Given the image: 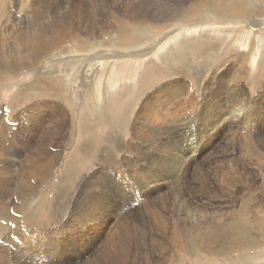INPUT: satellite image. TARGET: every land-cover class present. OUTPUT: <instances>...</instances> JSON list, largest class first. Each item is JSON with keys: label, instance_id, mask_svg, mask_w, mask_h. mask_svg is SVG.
<instances>
[{"label": "rangeland", "instance_id": "1", "mask_svg": "<svg viewBox=\"0 0 264 264\" xmlns=\"http://www.w3.org/2000/svg\"><path fill=\"white\" fill-rule=\"evenodd\" d=\"M114 1L0 0V264H264V56L242 71L227 40L189 27L247 21L205 22L210 0ZM236 103L249 118L202 115Z\"/></svg>", "mask_w": 264, "mask_h": 264}, {"label": "bare ground", "instance_id": "2", "mask_svg": "<svg viewBox=\"0 0 264 264\" xmlns=\"http://www.w3.org/2000/svg\"><path fill=\"white\" fill-rule=\"evenodd\" d=\"M81 1V0H80ZM101 1V0H100ZM114 1V0H113ZM122 1H124V0H122ZM121 1V2H122ZM177 2H178V0H176ZM207 1V0H206ZM224 1V2H223ZM116 1H114V3H115ZM118 2V1H117ZM136 2V1H135ZM144 2H146V0L144 1ZM149 2V1H148ZM223 2V3H222ZM249 2H252V4L255 6V8H257V9H260L262 12H261V18L260 19H262V17H264V7H263V4H264V0H242V1H238V2H232V1H227V0H210L209 1V3H207L206 4V16L207 17H205V19H204V21L205 22H207V23H209V21H211V20H213V19H216V21H220V20H222V21H224L225 23L227 22V21H234L235 19H237V21H244V23H245V21H247V23L248 24H246L244 27H242L241 29H239V27H238V29H234V28H231V27H228V28H221V27H218L217 25H209V24H205V23H200L199 22V20H198V22L200 23H195V24H193V25H190L189 27L190 28H192V29H190V31H192V34H193V37H192V39H193V43H194V41L197 39V35L199 34H204V36H207V37H213V36H219V37H223L225 40H227L228 41V43H227V46L226 47H228V50L226 49L225 51H226V55L228 56V58L231 60L232 58H234L236 55H241V56H239V57H242V58H240V60H242V62L241 63H243L244 64V68H242V71H243V69H245L246 68V65H247V62H248V60H250L251 59V57H254V55L256 54V55H262V56H264V32H262V31H260V29L259 30H257V29H253V26H252V21H253V18L254 17H256V16H259L254 10H252L251 8H249V6H248V4H249ZM81 3V2H80ZM100 3V2H99ZM113 2H111V4H112ZM113 3V4H114ZM127 3V2H126ZM130 2H128L127 4H129ZM139 4L141 3V2H138ZM194 3V2H193ZM119 4H120V0H119ZM143 4V3H142ZM145 4V3H144ZM76 5V4H75ZM78 5V4H77ZM80 5H82V4H80ZM129 5H132V4H129ZM136 5H137V3H136ZM135 5V6H136ZM141 5V4H140ZM146 5V4H145ZM151 5V4H150ZM38 6V5H37ZM104 6H106V5H104ZM114 6V5H113ZM81 7V6H80ZM103 7V6H102ZM111 7H112V5H111ZM115 7V6H114ZM113 7V8H114ZM128 8H129V6H127ZM141 7V6H140ZM143 7V6H142ZM42 8V7H41ZM119 8V7H118ZM124 8V7H123ZM131 8V7H130ZM129 8V9H130ZM138 8V7H137ZM75 9V8H74ZM81 9V8H80ZM102 9V8H101ZM122 9V8H121ZM125 9V8H124ZM135 9V8H134ZM141 9V8H140ZM139 9V10H140ZM116 10H117V8H116ZM123 10V9H122ZM126 10V9H125ZM128 10V9H127ZM131 10H132V8H131ZM148 10V9H147ZM82 11V10H81ZM115 12V11H114ZM113 12V13H114ZM132 12V11H131ZM137 12V11H136ZM141 11H139V13H140ZM148 12V11H147ZM162 12V11H161ZM202 12V11H201ZM205 12V11H204ZM117 13V12H116ZM122 13V12H121ZM133 13V12H132ZM138 13V12H137ZM146 13V12H145ZM118 14H119V12H118ZM66 15V14H65ZM81 15V14H80ZM85 15V14H84ZM116 15V14H115ZM114 15V17H115V19H114V21L116 20L117 21V19H118V17L116 18V16ZM135 15V14H134ZM61 16V15H60ZM122 16V15H121ZM129 16V15H128ZM133 16V15H132ZM137 16H139V15H137ZM97 17V16H96ZM108 17H110V16H108ZM130 17V16H129ZM142 17V16H141ZM141 17H139V18H141ZM145 17V16H144ZM204 17V16H203ZM111 18V17H110ZM123 18V17H122ZM122 18H120V19H122ZM147 18V17H146ZM84 19V18H83ZM82 19V20H83ZM96 19V18H95ZM111 19H113V17L111 18ZM126 19V18H125ZM125 19H122V21L123 20H125ZM64 20H66V19H64ZM80 20V19H79ZM104 20V19H103ZM127 20V19H126ZM125 20V21H126ZM129 20H131L130 18H129ZM128 20V21H129ZM263 20V21H262ZM261 21H262V24L260 25V28L262 27H264V18L262 19ZM72 21V20H71ZM75 21V20H74ZM84 21V20H83ZM100 21V20H99ZM105 21H107V20H105ZM124 21V22H125ZM134 21H136V19H134ZM197 21V20H196ZM96 22V21H95ZM118 22H120L119 20H118ZM124 22H122V24L124 23ZM132 21H130V23H131ZM141 22V21H140ZM144 22V21H143ZM171 22V21H170ZM180 22V21H179ZM75 23V22H74ZM109 23V22H108ZM112 23V22H111ZM126 23V22H125ZM212 23V22H211ZM59 24H60V22H59ZM67 24V23H66ZM69 24V23H68ZM95 24H97V23H95ZM112 24H114V22L112 23ZM132 24H134V23H132ZM136 24V23H135ZM260 24V23H259ZM259 24H255V25H258L259 26ZM64 25V24H63ZM72 25V24H71ZM98 25V27H100V29H103V26H99V23L97 24ZM105 25V24H104ZM118 25V24H117ZM119 25H120V23H119ZM124 25V24H123ZM141 25H143V24H141ZM254 25V24H253ZM85 26V25H84ZM110 26V25H109ZM64 27V26H63ZM69 27V26H68ZM102 27V28H101ZM112 27V26H111ZM115 27H117V30H119L120 28H118V26H115ZM186 28H188V26H185V25H183V24H181V23H179V25H177V27H176V30L172 33V34H170V35H173L174 33H176L177 35H176V37H172V38H170L171 36L170 35H166V36H163V38L160 40V42L162 41L163 42V44H165L169 39H174V38H179V37H181L188 29H186ZM57 29V28H56ZM67 29V28H66ZM80 29V28H79ZM107 29V28H106ZM110 29H112V28H110ZM114 30H115V28H114ZM116 30V31H117ZM102 31V30H101ZM120 31V30H119ZM55 32V31H54ZM113 32V31H112ZM39 33V32H38ZM50 33V32H49ZM91 34V33H90ZM84 35V34H83ZM86 35V34H85ZM103 35V34H102ZM213 35V36H212ZM37 36V35H36ZM39 36V35H38ZM56 37L58 36V35H55ZM170 36V37H169ZM203 36V37H204ZM249 36V38L247 39V43L245 42L246 41V38ZM40 37V36H39ZM59 37V36H58ZM67 37V36H66ZM90 37V36H89ZM95 37V36H94ZM55 38V37H54ZM77 38V37H76ZM91 38V37H90ZM158 38H160V37H158ZM37 39V38H36ZM80 39V38H79ZM98 39V38H97ZM25 40V39H24ZM54 40V39H53ZM53 40H51V42L53 41ZM57 40V39H56ZM65 39H63L62 40V42H65L64 41ZM39 41V40H38ZM55 41V40H54ZM59 41H61V38H60V40ZM70 41H72V40H70ZM43 42V41H42ZM109 42V41H108ZM112 42H114L113 40H112ZM112 42H111V45H112ZM16 43V42H15ZM30 43V42H29ZM40 43H41V41H40ZM60 43V42H59ZM116 43H117V41L114 43L115 45H116ZM47 44V43H46ZM57 44V43H56ZM113 44V45H114ZM129 45V44H135V42H134V40H131L130 39V34H129V32L127 33V35H126V38H125V40H124V42L122 43V46H126V45ZM139 44H141V43H137L136 45L138 46ZM142 44H144V43H142ZM243 44H246V45H248V52H242L241 51V47L242 46H244ZM51 45H53L52 43H51ZM80 45V44H79ZM114 45V46H115ZM121 45V44H120ZM194 45V44H193ZM21 46H23V45H21ZM44 46H46V45H44ZM49 46V45H48ZM58 46H62V45H58ZM113 46V47H114ZM118 46V44L116 45V47ZM142 46V45H141ZM28 47V46H27ZM47 47V46H46ZM64 47V46H63ZM79 47V46H78ZM116 47H114V48H116ZM119 47V46H118ZM190 47H193V46H191L190 45ZM31 48V47H30ZM35 48V47H34ZM58 48V47H57ZM51 49V48H50ZM49 49V50H50ZM60 49H61V47H60ZM18 50V49H17ZM16 50V51H17ZM41 50V49H40ZM47 50H48V48H47ZM63 50H65L64 48H63ZM63 50H61V51H63ZM67 50V49H66ZM117 50V49H116ZM19 51V50H18ZM51 51H53V50H51ZM80 51V50H79ZM113 51H114V49H113ZM129 51V50H128ZM153 51V50H152ZM37 52V51H36ZM64 52V51H63ZM102 52V51H101ZM30 53V52H29ZM48 53V52H47ZM64 53H66V51L64 52ZM113 53V52H112ZM126 53H128V52H126ZM136 53V52H135ZM28 54V53H27ZM52 54V53H51ZM133 54V53H132ZM29 55V54H28ZM62 55V54H61ZM63 55H65V54H63ZM121 55H122V53H121ZM59 56H60V54H59ZM58 56V57H59ZM91 56V55H90ZM115 57H116V55H114ZM49 57V56H48ZM55 57V56H54ZM57 57V58H58ZM239 57H238V59H239ZM44 58V57H43ZM51 58V57H50ZM56 58V57H55ZM261 58V57H260ZM108 59H109V57H108ZM107 59V60H108ZM198 59V58H197ZM263 59V58H262ZM96 60V59H95ZM32 63V62H31ZM39 65V64H38ZM112 65V64H111ZM115 65V64H114ZM145 65V64H144ZM19 66V65H18ZM119 66H122L121 64L119 65ZM132 66V65H131ZM115 67V66H114ZM9 68H11V66H9ZM13 68H15V67H13ZM121 68V67H120ZM133 68H134V66H133ZM143 68V67H142ZM190 68V67H189ZM254 68V67H253ZM115 69V68H114ZM123 69H124V66H123ZM127 69V68H126ZM191 69V68H190ZM130 70V69H129ZM140 70V69H139ZM7 71V70H6ZM68 71V70H67ZM93 71V70H92ZM112 71H114V70H112ZM124 72H126L125 70H123ZM128 71V70H127ZM132 71V70H131ZM130 71V72H131ZM138 71V70H137ZM190 71V70H189ZM94 72V71H93ZM96 72V71H95ZM105 72V71H104ZM114 72H116V71H114ZM119 72V71H118ZM135 72V71H134ZM101 73H103V72H101ZM110 73H112V72H109V74ZM214 73H217V72H214ZM242 73V72H241ZM35 74V73H34ZM99 74V73H98ZM104 74V73H103ZM113 74H115V73H113ZM112 74V75H113ZM126 74V73H125ZM125 74H123V75H125ZM137 74H138V72H137ZM127 75V74H126ZM106 76V75H105ZM117 76V75H116ZM75 77V76H74ZM95 77V76H94ZM101 77V76H100ZM109 77V76H108ZM107 77V78H108ZM127 77V76H126ZM132 77V76H131ZM131 77H130V79H131ZM136 77V76H135ZM217 78V77H216ZM127 79H128V77H127ZM242 79V78H241ZM44 80V79H43ZM102 80V79H101ZM100 80V81H101ZM113 80V79H112ZM116 80V82H113V83H117V81H118V83L120 84V86H122V85H124L126 82L125 81H122V80H120V79H114V81ZM123 80H125V79H123ZM95 81H97V78H94V83H95ZM109 81V80H108ZM213 81V80H212ZM242 81V80H241ZM46 82V81H45ZM94 83H93V85H94ZM213 83H216V82H214L213 81ZM239 83V82H238ZM101 84V83H100ZM99 84V85H100ZM170 84V83H169ZM212 84V83H211ZM45 85V84H44ZM43 85V86H44ZM51 85V84H50ZM108 85V84H107ZM168 85V84H167ZM35 86V85H34ZM46 86V85H45ZM39 87V86H38ZM95 87H96V85H95ZM101 87H102V90H103V93H108L109 95H111V96H114L115 94H116V91L112 88L111 89V91L109 90V88H107L106 87V84H105V82L102 80V84H101ZM116 87V86H115ZM210 87V86H209ZM212 87V86H211ZM31 88H33V87H31ZM43 88V87H42ZM98 88V87H97ZM127 92L129 93L130 92V90H132V88L131 87H129V85L127 84ZM240 88V87H239ZM53 90V89H52ZM51 90V91H52ZM59 90V89H58ZM95 90V89H94ZM92 91V94H91V96L89 97V95H88V101L90 102L89 103V106L90 107H93V108H97V106H99L98 104V101H97V99L98 100H100V98L101 97H96V94H97V92L96 91ZM230 90V89H229ZM133 91V90H132ZM24 92V91H23ZM34 92V91H33ZM126 92V93H127ZM218 92V91H217ZM241 92V91H240ZM26 93V92H25ZM100 93V92H99ZM178 93V92H177ZM229 93V92H228ZM90 94V93H89ZM182 94V93H181ZM214 94H216V93H214ZM24 95V94H23ZM36 95V94H35ZM209 95V94H208ZM21 96V95H20ZM182 96V95H181ZM119 97V96H118ZM186 97V96H185ZM239 98H241V97H239ZM207 99V98H206ZM236 99V98H235ZM238 99V98H237ZM243 99V98H242ZM121 100V99H120ZM204 100V99H203ZM125 101V100H124ZM221 101V100H220ZM243 101V100H242ZM207 102H208V99H207ZM234 102V101H233ZM241 102V101H240ZM247 102V101H246ZM102 103V101L100 102V104ZM215 103H217V102H214L213 104H215ZM244 103H245V101H244ZM105 104V103H104ZM110 106H111V104H109ZM110 106H108V107H110ZM112 107V106H111ZM180 107V106H179ZM109 109V108H108ZM195 110V109H194ZM89 110H87L86 109V112H88ZM93 111V110H92ZM226 111H227V113H226ZM245 111L247 112V113H250L251 112V110L250 109H248L247 108V106H245V105H243L242 103H236V104H232V105H227L226 107H217V106H211V105H209V104H207L206 105V107H205V109L202 111V115L204 116V117H209V116H217V115H219V116H221L222 117V115H224V114H230V116H231V114L233 115V114H238V115H236L235 117H240L241 116V113L244 115V116H246V117H248L247 115H245ZM249 115V114H248ZM168 118V117H167ZM166 118V119H167ZM217 118V117H216ZM220 118V117H219ZM249 118V117H248ZM247 118V119H248ZM171 119V118H170ZM168 121H167V123L168 124H171V122H170V120L169 119H167ZM180 121V120H179ZM164 124H165V122H164ZM167 124V125H168ZM172 125V124H171ZM171 125H169L170 127H171ZM165 126V125H164ZM161 127V126H160ZM168 127V126H167ZM250 130V129H249ZM248 132V131H247ZM138 133V132H137ZM246 133V132H245ZM250 134V133H249ZM248 134V135H249ZM203 142V141H202ZM16 143V142H15ZM167 145V144H166ZM40 148V147H39ZM160 148V147H159ZM161 149H163V148H161ZM165 149V148H164ZM31 150V149H30ZM35 150H36V148H35ZM39 150V149H38ZM44 150V149H43ZM42 150V151H43ZM167 150V149H166ZM200 150V149H199ZM2 150L0 149V152H1ZM46 151H47V148H46ZM50 151V150H49ZM165 151V150H164ZM176 151V150H175ZM35 152V151H34ZM44 152V151H43ZM201 152V151H200ZM2 153V152H1ZM32 153V152H31ZM45 153V152H44ZM79 153V152H78ZM86 153V152H85ZM180 153V152H179ZM178 153V154H179ZM56 154V153H55ZM60 154V153H59ZM177 154V155H178ZM190 154V153H189ZM45 155V154H44ZM49 155V154H48ZM164 155V154H163ZM170 155V154H169ZM186 155V154H185ZM33 156V155H32ZM38 156V155H37ZM37 156H35V157H37ZM174 157H177L176 156V154H175V156ZM34 158V157H33ZM42 158V157H41ZM182 159V158H181ZM30 160V159H29ZM25 161V160H24ZM33 161V160H32ZM35 161H36V163L38 162V160L37 159H35ZM81 161V160H80ZM176 161V160H175ZM39 163V162H38ZM41 163V162H40ZM31 164V163H30ZM29 164V166H31ZM41 165V164H40ZM56 166V165H55ZM178 167V166H177ZM32 169V168H31ZM52 170V169H51ZM50 170V171H51ZM35 172V171H34ZM52 172V171H51ZM41 173V172H40ZM42 174V173H41ZM38 175V174H37ZM28 176V175H27ZM43 176V175H42ZM41 176V177H42ZM36 177V176H35ZM34 177V178H35ZM40 177V176H39ZM208 177H209V175H208ZM223 177V176H222ZM253 179V178H252ZM43 181V180H42ZM210 181V180H209ZM208 181V182H209ZM203 182V181H202ZM206 182V181H205ZM212 184V183H211ZM227 184V183H226ZM198 186V185H197ZM218 187V186H217ZM248 187V186H247ZM226 191V190H225ZM236 192V191H235ZM213 196V195H212ZM221 199V198H220ZM225 199V198H224ZM250 205V204H249ZM258 206V205H257ZM264 208V207H263ZM250 209V208H249ZM248 209V210H249ZM87 210V209H86ZM96 210V209H95ZM257 210V209H256ZM259 210V209H258ZM262 210V209H261ZM264 210V209H263ZM255 212V211H254ZM260 212V210L258 211V213ZM237 213V212H236ZM247 213V212H246ZM257 213V212H256ZM253 214V213H252ZM87 215V214H86ZM259 215V214H258ZM89 216V215H88ZM103 216V215H102ZM87 217V216H86ZM246 217V216H245ZM256 217H258V216H256ZM215 218V217H214ZM91 219V218H90ZM105 219H107V217L105 218ZM251 219V218H250ZM160 220V219H159ZM241 220H244L245 221V219H241ZM246 220H247V218H246ZM252 220V219H251ZM170 221V220H169ZM236 221V220H235ZM248 221V220H247ZM246 221V225H247V223H249V222H247ZM255 221V220H254ZM237 222V221H236ZM243 222V221H242ZM137 223V222H136ZM259 223V222H258ZM128 224V223H127ZM239 225H240V227H241V224L240 223H238ZM237 224V225H238ZM244 224V225H245ZM250 224V223H249ZM146 225V224H145ZM163 225H165V224H163ZM238 225V226H239ZM246 225H245V227H246ZM253 225H254V222H253ZM253 225H248V227H249V229H250V227L251 226H253ZM180 226V225H179ZM232 226V225H231ZM233 226L235 227V224L233 223ZM260 226V225H259ZM140 227V226H139ZM177 227V226H176ZM239 227V229H235V232H238L239 230L241 231V233L242 234H240L242 237H238V238H236V236H234V238H236V242H237V244H238V246L240 247L241 246V244H242V242H243V239L245 240V242L246 243H250L251 244V240H250V238H248L246 235L244 236V233H245V227L243 228V227H241L240 228ZM262 227V226H261ZM118 228V227H117ZM236 228V227H235ZM247 228V227H246ZM123 229V228H122ZM133 229V228H132ZM135 229V228H134ZM148 229V228H147ZM157 229V228H156ZM181 229V228H180ZM257 229H258V227H257ZM119 230V229H118ZM125 230V229H124ZM128 230V229H127ZM145 230V229H144ZM212 230V229H211ZM234 230V229H233ZM113 231V230H112ZM116 231V230H115ZM221 231V230H220ZM250 231H252V229L250 230ZM259 231V230H258ZM264 230L262 229V232H263ZM119 232V231H118ZM147 232V231H146ZM180 232H181V230H180ZM224 232H229V231H225L224 230ZM223 231L221 232V233H224ZM104 233V232H103ZM178 233V232H177ZM221 233H216L215 232V234L214 233H212L214 236H213V238L211 237V239H214L217 243H219V244H222V242H223V240H222V237L223 236H221ZM230 233V232H229ZM91 234V233H90ZM128 234H129V232H128ZM239 234V233H238ZM95 235V234H94ZM121 235V234H120ZM144 235V234H143ZM172 235H173V233H172ZM171 235V236H172ZM176 234H174L173 236H175ZM122 236H123V234H122ZM152 236V235H151ZM157 236V235H156ZM205 236V235H204ZM208 236H210V235H208ZM227 236H229V235H227ZM249 236V235H248ZM102 237V236H101ZM206 237V236H205ZM122 238V237H121ZM146 238V237H145ZM173 238V237H172ZM209 239V237H206L205 239ZM182 239V238H181ZM207 239V240H208ZM136 240V239H135ZM185 240V239H184ZM190 240V239H189ZM203 240V239H202ZM261 240V239H260ZM148 241V240H147ZM179 241V240H178ZM226 241V240H225ZM228 241V240H227ZM226 241V242H227ZM262 241V240H261ZM144 242V241H143ZM192 242V241H191ZM194 242V241H193ZM180 243V242H179ZM185 243V242H184ZM225 243V242H224ZM229 243H231V242H229ZM263 243V242H262ZM192 244V243H191ZM200 244H202V243H200ZM200 244L199 245H197V246H200ZM212 244H214V243H212ZM227 244V243H226ZM133 245V244H132ZM151 245V244H150ZM156 245V244H155ZM178 244H176L175 246H177ZM245 245V244H244ZM181 246V245H180ZM211 246V245H210ZM223 246H224V244H223ZM230 246V245H229ZM231 246H233L232 244H231ZM235 246V245H234ZM258 246V245H257ZM106 247V246H105ZM178 247V246H177ZM176 247V248H177ZM185 247V246H184ZM201 247V246H200ZM219 247H221V246H219ZM245 247V246H244ZM261 247V246H260ZM182 248V247H181ZM195 248V247H194ZM202 248V247H201ZM199 248V251L201 252L202 251V249H203V251H205L204 250V248ZM211 248V247H210ZM224 248H226L225 246H224ZM250 248V247H249ZM252 248V247H251ZM178 249V248H177ZM185 249V248H184ZM214 249V248H213ZM213 249H211V251L213 250ZM227 249V248H226ZM234 249H236V247L235 248H233V250ZM238 249V248H237ZM236 249V250H237ZM178 250H183V248L182 249H180V247H179V249ZM188 250V249H187ZM196 250H198V249H196ZM247 250H248V248H247ZM220 251H223V250H221L220 249ZM226 251V250H225ZM227 251H229V249L227 250ZM235 251V250H234ZM183 252V251H182ZM185 253H186V251H185ZM73 254V253H72ZM205 254V253H204ZM207 254V253H206ZM209 255V254H208ZM263 258V257H262ZM259 259H260V257H259ZM260 260H263V259H260ZM52 261H54V260H52ZM251 261H253L252 259H251ZM257 261H258V259H257ZM253 262H256V261H253ZM260 262V261H259ZM90 264H98V262H96L95 263V261H93L92 263H90ZM168 264V263H167ZM240 264H243V263H241L240 262ZM244 264H247V262L245 261V263ZM256 264H257V262H256ZM263 264V263H262Z\"/></svg>", "mask_w": 264, "mask_h": 264}, {"label": "snow or ice", "instance_id": "3", "mask_svg": "<svg viewBox=\"0 0 264 264\" xmlns=\"http://www.w3.org/2000/svg\"><path fill=\"white\" fill-rule=\"evenodd\" d=\"M9 111H10V109H7V108L4 109V113H5V114H6L7 112H9ZM12 215L15 216V215H17V213L13 212ZM5 223H7V221H5ZM12 227L15 228L16 225H12Z\"/></svg>", "mask_w": 264, "mask_h": 264}]
</instances>
